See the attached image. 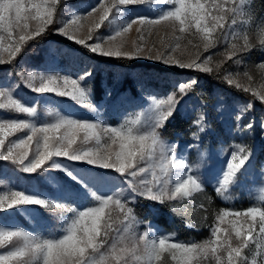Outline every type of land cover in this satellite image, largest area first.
I'll use <instances>...</instances> for the list:
<instances>
[{
  "label": "snow or ice",
  "instance_id": "obj_1",
  "mask_svg": "<svg viewBox=\"0 0 264 264\" xmlns=\"http://www.w3.org/2000/svg\"><path fill=\"white\" fill-rule=\"evenodd\" d=\"M60 3L61 0H0V65L11 63L25 45L47 31L54 23ZM250 3L251 0H102L99 8L87 14L93 16L100 12L88 27L87 38L76 35L83 27L79 23L81 19H87L77 14H72L71 19L57 31L92 53L134 59L145 52V46L133 41L132 51H126V34L134 25H139L136 28L138 39L144 40L145 26L165 23L171 27L177 41L186 38L188 44H192L193 38H198L207 51L216 45L217 30L227 28L234 39L239 38L235 26L238 18L241 23L248 22L244 18L249 15L246 6ZM132 4L171 7L161 9L158 18L125 20L102 42L97 39L92 44L88 43L106 21L110 25L113 23L110 19L113 10L121 16L118 6ZM229 19L231 23H228ZM177 32L181 35H176ZM242 38V46L231 44L228 59L252 47L247 35ZM260 44L264 46V29H261ZM180 47L177 42L171 51ZM147 51L151 53L153 48L149 47ZM147 58L180 68L213 71L207 66L211 57L198 62V54L193 59L182 61L156 49L155 57L148 55ZM260 67L264 69V64ZM16 75L35 93L68 97L93 112L97 111L91 103L89 89L83 84L90 72L86 71L75 79L37 72H19ZM226 79L230 85L234 84L243 91H253L231 75ZM196 83H180L178 93L183 96ZM16 87L0 85V110L25 114L26 118L0 117V161H10L25 173H36L46 167L60 169L79 186L78 198L87 200L90 196L96 203L77 208L54 202L41 193L12 189L0 193V211L37 205L71 213L70 217L61 215L64 225L59 236L33 235L24 229L0 224V249H6L0 251V264H264V206H252L244 211L221 210L211 228L210 238L202 242H180L172 236L157 237L151 228L137 234L136 226L146 221L137 219L129 202L121 200L116 192L98 194L101 187L111 182L106 175L91 176L78 172L62 166L55 159L64 157L126 175L131 178L128 180L131 191L152 202L164 204L191 198L194 193L203 191L204 182L194 172L199 165L178 160L175 145L165 143L160 132L177 111L180 100L176 93L163 99L153 97L150 115L137 113L118 126H109L99 121L66 116L59 111L48 112L44 117L36 107L16 95ZM254 95L264 101V93L254 92ZM250 108L251 104L245 106L241 113ZM49 118H52L51 122ZM194 123L203 131V116ZM246 127L250 130L253 125L249 123ZM17 133L25 135L17 137ZM10 137L16 138L10 140ZM234 149L225 168L216 177L218 195L228 192L250 160L245 146L235 145ZM66 191L62 186L61 199ZM259 200L264 202V195L259 196ZM114 210H118L119 217H113ZM225 223L228 226L222 227Z\"/></svg>",
  "mask_w": 264,
  "mask_h": 264
},
{
  "label": "rangeland",
  "instance_id": "obj_2",
  "mask_svg": "<svg viewBox=\"0 0 264 264\" xmlns=\"http://www.w3.org/2000/svg\"><path fill=\"white\" fill-rule=\"evenodd\" d=\"M101 3L102 0H61V3L57 8L54 23L50 26H53V30L56 33H59L57 29L63 27L64 24L71 19L72 14L87 17V19H81L79 23L83 25V27H81L76 33L79 38H87L89 35L88 27L98 18L100 12L97 11L93 16H87V14L91 12L92 9L99 8ZM118 7L121 9L122 15L117 16L115 10H113V13L110 14V19L113 20V23L110 25L106 21L99 30L93 33L94 38L93 40L88 41L89 44L94 43L97 39H100L102 42L104 38L114 34V31L125 20H131L138 17H148L150 19L158 18L161 9L166 10L171 7V5L155 4L149 6L132 4L119 5ZM246 10L249 15L244 19L248 22L241 23L238 18V23L235 26L239 38L234 39L227 28L224 30H217L215 34L217 39L216 45L215 47L209 48L207 51L203 49L202 42L198 38H193L192 44H188L186 38L177 41L173 35L171 27L165 23L156 26H145L143 29L145 35L144 40L138 39L136 28L139 27V25H134L132 30L126 34L125 39L127 43L125 50L132 51L133 41H136L145 46V52L135 59L160 63L165 66L178 67L171 63L165 64L154 58H147L148 55L155 57L156 49H160L182 61L193 59L197 54L199 55L198 62H202L207 57H211L207 66L213 67L216 59L228 57L232 43H236L238 46L243 45L242 37L244 35L248 36L251 45L255 42L260 43L261 29H264V17L255 19L251 9V3L246 6ZM228 23H231L230 19ZM176 35L181 34L177 32ZM177 42L181 44V47L174 52L171 51ZM196 45H199V48H197ZM104 46L107 47L106 44ZM149 47L153 48L151 53L147 51V48ZM262 47L264 48V46ZM23 56H26L25 61L17 64L15 67L16 74L19 72H24L25 74L29 72H37L51 75L59 74L60 76H67L75 79L86 71L90 72L92 75L94 67L97 66V64H94V67L90 69L89 66H87L88 61L77 51L66 49L63 46L57 48L41 44L33 45L30 41L11 63L0 65V71H5L6 67L12 66ZM233 63L234 64L225 72L226 77L231 75V77L237 79L242 86L253 89V91H250L253 94L254 92L264 93V69L260 67L264 64V60L254 67L249 65H244L242 67L240 66V62H236L235 58ZM178 68L182 69L180 67ZM245 73L248 75L246 76ZM91 75L89 77H92ZM155 77L157 76L155 75ZM249 77L251 79H249ZM120 78L121 76L116 85L109 87L104 92V98L100 100H96L92 96V91L87 84L88 80L86 79L83 82L90 91L91 103L97 109L95 112L68 97H60L54 93H35L21 81L18 75L15 76L16 81H2L3 79H0V85H17L16 95L23 101L36 107L38 112L44 117H47L48 112L59 111L66 116L90 121H99L100 123L109 126H118L123 123L126 118H134L137 113L150 115V106L153 97L163 99L168 95L173 94H164L159 90L157 91L153 84L145 86L141 83L138 86L136 95H133L131 92H120L118 90V85L121 81ZM158 81H166L178 86L180 83L191 82L194 81V79L190 78L189 80L185 75L175 76L166 72L165 77L158 75ZM179 100L180 103L178 107L185 115H194V121H196L199 116L204 117V128L203 131H200L198 126L193 122L194 128L191 133L178 134V136H175L172 139L166 138L162 129H160L161 137L165 143L175 145L174 151L177 159H182L192 165L198 164L199 168L194 169V172L199 175L200 179L204 182L203 190L206 188L216 189V177L221 173V170L225 168L232 151L235 150L234 146H245L246 151L250 153L249 162L246 164L245 169L238 174L236 182L230 187L228 192L223 196H218L223 201L232 203L233 205L235 201H239V203L247 201L249 203L243 208L235 209L233 206V208L225 210L244 211L252 206H264V202L259 200V196L264 195V191H262L264 190V113L256 111L258 108L257 104L264 103V101L260 100L257 95H255L254 99L249 100L233 98L229 95H217L215 101L210 105H207L196 98H188L187 96L179 98ZM249 104H251V108L241 113V109ZM237 116L240 117L239 120H237ZM0 117L26 118L25 114L13 113L9 110H0ZM51 119L52 118H49V122H51ZM249 123L253 125L250 130L246 127ZM193 133H195V135H193ZM23 135H25V133L16 134L17 137ZM15 138L16 137H10L9 139L13 140ZM113 147L115 148L118 146ZM55 159H57V162L62 166H66L69 169L78 172L91 176H97L100 174L106 175L111 182L107 186L101 187L98 194L111 195L113 192H116L120 195L121 200H127L129 206L133 207V203L138 195L133 193L129 187L128 180L131 179L130 177H127L126 175L122 176L114 170L96 172L94 169L98 168L86 165L82 162L70 161L64 157ZM46 169L51 170L52 173L44 174L45 172H43V174L36 175V173H25L20 171L17 167L18 172L16 174L19 177L17 176L16 179L12 178L13 174L8 177V173L5 171L3 175L0 176V193L9 189L41 193L44 197L54 202L77 208H86L93 206L96 203L90 196L87 200H84L82 197L78 198L77 194L81 190L74 181L67 177L66 173L60 169H51L47 167ZM56 172L63 174V176L72 184V187L66 189L67 191L63 199L60 198L62 183L58 176H56ZM23 175H25L26 178H22ZM29 176L32 177V179H28L27 177ZM28 180L35 182V184L30 186ZM36 182L44 185H51L54 190L51 191L50 188L41 190L37 187ZM197 193L198 192L193 195ZM225 196L228 198L226 199ZM192 197L173 201L172 207L175 209H185L189 202L192 201ZM242 205L244 204H238L237 206ZM62 214L68 217L71 216V213H62L59 209L53 210L37 205H23L14 209L0 211V224L24 229L31 232L33 235L47 237L50 234H55L56 236H59L61 234L60 229L64 225V221L61 219ZM112 214L114 218L120 216L118 210H114ZM137 219L146 221L139 217H137ZM118 226L122 227V225ZM227 226V223L222 225V227ZM146 228L154 230V234L157 237L172 236L175 241L198 242L193 238L182 236L175 230H169L154 220H148L146 223L138 224L135 230L137 234H140ZM4 250L6 249H0V251ZM169 264H172V262H169Z\"/></svg>",
  "mask_w": 264,
  "mask_h": 264
},
{
  "label": "trees",
  "instance_id": "obj_3",
  "mask_svg": "<svg viewBox=\"0 0 264 264\" xmlns=\"http://www.w3.org/2000/svg\"><path fill=\"white\" fill-rule=\"evenodd\" d=\"M251 9L255 19L263 18L264 0H252ZM31 43L33 45L41 44L57 48L63 46L66 49L77 51L88 61L87 66H89L90 69L94 67V64H97L93 69L92 77L87 78L88 87L91 89L92 96L96 100L103 99L104 92L109 87L116 85L120 76L121 81L118 85V90L120 92H131L133 95L137 94L138 86L141 83L145 86L153 84L157 91L159 90L164 94L176 93L178 99L187 96L188 98H196L207 105L212 104L217 95H229L230 97L244 100L254 99L255 95L250 91L246 92L243 91L242 88H237L234 84L230 85L227 82L225 72L234 64V58L236 61H240V66L242 67L244 65L254 67L264 60V48L260 43L255 42L247 51L239 52L231 59H228V57L216 59L212 67L213 71L210 73L192 68L179 69L175 66H165L160 63L141 61L135 58L105 57L92 53L83 45L77 44L73 40H69L67 37L56 33L53 30V26H50L43 35L35 38ZM25 57L26 56L21 57L18 62H15L12 66L6 67L5 71H0V79H3L2 81H16L15 67L19 62L22 63V61H25ZM166 72L175 76L185 75L187 76V79L190 80V78H193L197 83L193 89L181 96L178 93L177 85L166 81H158V75L165 77ZM155 75L157 77H155ZM257 106L258 108L256 111L264 113V103L257 104ZM193 122L194 115H185L178 107L174 115L162 128L163 134L168 139H172L175 136H178V134H189L193 131ZM5 171H7L8 177L13 174L12 178L16 179L18 176L16 174L18 172L16 165H13L9 161H0V176H2ZM94 171L107 172L106 170L101 169H94ZM43 172H45L44 174L52 173L51 170L45 168L36 172V175L43 174ZM55 174L58 176L65 189L72 187V184L63 176V174L59 172H56ZM22 178H26L25 175H23ZM27 178L32 179L30 176ZM28 181L30 186L35 184L33 181ZM37 187L41 190L49 188L51 191L54 190L51 185L37 183ZM172 204L173 201L160 204L137 196L133 203V208L136 216L143 220H154L169 230L177 231L186 238H193L198 242H202L210 238L211 228L216 221L217 214L221 210L233 208V206L235 209L243 208L249 203L247 201L241 203L235 201L233 205L232 203L223 201L218 196L215 189L206 188L193 195L192 201L189 202L185 209H175L172 207ZM238 204L244 205L237 206Z\"/></svg>",
  "mask_w": 264,
  "mask_h": 264
}]
</instances>
